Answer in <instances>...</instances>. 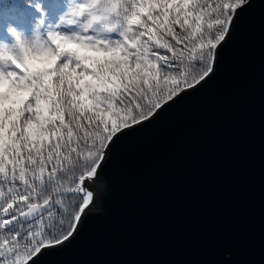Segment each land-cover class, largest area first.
Here are the masks:
<instances>
[{
    "label": "snow or ice",
    "instance_id": "snow-or-ice-1",
    "mask_svg": "<svg viewBox=\"0 0 264 264\" xmlns=\"http://www.w3.org/2000/svg\"><path fill=\"white\" fill-rule=\"evenodd\" d=\"M71 3V0H60ZM250 0H80L0 47V264H41L71 243L124 137L203 87ZM28 6H32L29 2ZM2 10V9H0ZM8 11L19 9L9 3ZM117 21L115 46L94 25ZM82 26L80 35L62 34ZM79 49L61 48L62 44ZM81 51L112 54L107 59ZM123 59L115 60L116 53Z\"/></svg>",
    "mask_w": 264,
    "mask_h": 264
},
{
    "label": "water",
    "instance_id": "water-1",
    "mask_svg": "<svg viewBox=\"0 0 264 264\" xmlns=\"http://www.w3.org/2000/svg\"><path fill=\"white\" fill-rule=\"evenodd\" d=\"M234 26L215 75L112 148L41 264H264V0Z\"/></svg>",
    "mask_w": 264,
    "mask_h": 264
},
{
    "label": "trees",
    "instance_id": "trees-1",
    "mask_svg": "<svg viewBox=\"0 0 264 264\" xmlns=\"http://www.w3.org/2000/svg\"><path fill=\"white\" fill-rule=\"evenodd\" d=\"M13 4V7L19 9L18 12L8 11L9 3ZM29 2L32 6H28ZM80 2V0H76ZM35 3H42L45 12L49 17L55 19V17L66 10V7H71V4L75 3V0H71V3H62L60 0H0V47H8L9 51H12L13 37L8 33L9 26L16 28L20 31L31 32L32 26L37 19L40 18V13L35 10ZM117 21L113 20L111 23L94 25L88 32L83 33L86 36H90L94 41L108 44L109 46H115L117 43H121L124 37L121 34V29L116 27L109 31L110 28L116 24ZM71 35H80L83 32L82 26L68 28ZM62 34L68 35L66 31L61 29ZM81 55L95 56L99 59H107L109 63L113 61L112 54L105 55L104 53H91L81 51ZM123 59V53H116L115 60L117 62ZM0 70H11V68L4 69L0 67Z\"/></svg>",
    "mask_w": 264,
    "mask_h": 264
},
{
    "label": "clouds",
    "instance_id": "clouds-1",
    "mask_svg": "<svg viewBox=\"0 0 264 264\" xmlns=\"http://www.w3.org/2000/svg\"><path fill=\"white\" fill-rule=\"evenodd\" d=\"M11 26H9V28H10ZM61 48L63 49V48H75V49H79L80 48V45H68V44H62L61 45Z\"/></svg>",
    "mask_w": 264,
    "mask_h": 264
},
{
    "label": "rangeland",
    "instance_id": "rangeland-1",
    "mask_svg": "<svg viewBox=\"0 0 264 264\" xmlns=\"http://www.w3.org/2000/svg\"><path fill=\"white\" fill-rule=\"evenodd\" d=\"M98 178H99V177H97L96 180H98ZM96 180H95V181H96ZM95 181H94V182H95ZM90 184H91V183H90ZM88 188L91 190V187H88ZM89 208H94L93 201H92V203H91V205H90ZM87 210H88V209H87ZM87 210H86V211H87Z\"/></svg>",
    "mask_w": 264,
    "mask_h": 264
},
{
    "label": "bare ground",
    "instance_id": "bare-ground-1",
    "mask_svg": "<svg viewBox=\"0 0 264 264\" xmlns=\"http://www.w3.org/2000/svg\"><path fill=\"white\" fill-rule=\"evenodd\" d=\"M240 22V21H239ZM86 214V213H85Z\"/></svg>",
    "mask_w": 264,
    "mask_h": 264
}]
</instances>
